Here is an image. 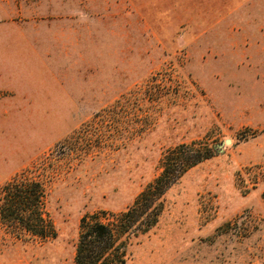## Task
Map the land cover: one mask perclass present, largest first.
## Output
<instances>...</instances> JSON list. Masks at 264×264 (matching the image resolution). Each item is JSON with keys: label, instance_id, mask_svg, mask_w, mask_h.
<instances>
[{"label": "rangeland", "instance_id": "rangeland-1", "mask_svg": "<svg viewBox=\"0 0 264 264\" xmlns=\"http://www.w3.org/2000/svg\"><path fill=\"white\" fill-rule=\"evenodd\" d=\"M191 142L125 264H264V0H0V187L40 180L54 232L0 223V264H75Z\"/></svg>", "mask_w": 264, "mask_h": 264}, {"label": "trees", "instance_id": "trees-1", "mask_svg": "<svg viewBox=\"0 0 264 264\" xmlns=\"http://www.w3.org/2000/svg\"><path fill=\"white\" fill-rule=\"evenodd\" d=\"M196 143H182L162 159L161 173L138 195L132 206L113 214L109 222L97 214L81 219L75 264H125L131 239L146 234L162 211V197L192 166L208 157ZM45 190L40 180L14 178L0 187V223L27 241L54 236L44 212Z\"/></svg>", "mask_w": 264, "mask_h": 264}, {"label": "water", "instance_id": "water-1", "mask_svg": "<svg viewBox=\"0 0 264 264\" xmlns=\"http://www.w3.org/2000/svg\"><path fill=\"white\" fill-rule=\"evenodd\" d=\"M230 142H231V140H230V139H227V140H226V143H230Z\"/></svg>", "mask_w": 264, "mask_h": 264}]
</instances>
